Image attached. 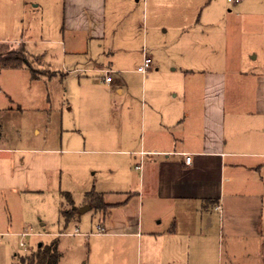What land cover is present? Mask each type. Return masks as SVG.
<instances>
[{"label":"crops","instance_id":"obj_1","mask_svg":"<svg viewBox=\"0 0 264 264\" xmlns=\"http://www.w3.org/2000/svg\"><path fill=\"white\" fill-rule=\"evenodd\" d=\"M60 1L63 30L84 40L86 47L99 44L109 53L113 43L126 46L130 40L136 8L132 0H17L13 16L5 12L7 18H0V44H23L30 57L41 58L56 73L49 79L30 74L33 82L68 75L53 70L44 60L47 52L35 48L37 44L61 46L66 55L64 36L51 34L49 26L40 34L30 25L23 26L28 8L35 14H49ZM142 1L144 13L147 6L154 11L166 8L182 24V34L192 28L201 39L180 53V75L155 88L148 98L145 80L138 100H129L117 111L114 131L96 112L98 106L86 112V122L79 128L96 135L89 136L90 145L115 147L111 152L127 158L137 178L131 191L96 192L105 205L93 211L99 216L96 233L66 231L85 212L79 213V208H90L84 198L80 205L74 204L79 219L67 227L62 223L63 231L56 234L58 249L65 236L140 240L144 227L157 245L150 249L152 260L264 264V0L237 4L199 0L193 6L189 0ZM189 5L198 10L197 19L190 21ZM108 37L111 43L106 48L102 44ZM30 45L37 51L29 50ZM144 56L154 68L152 58ZM73 71L69 73H77L79 86L87 81L80 76L86 69ZM101 81L108 88L115 86L113 78L111 84L103 76ZM81 98L92 102L88 96ZM186 156L190 164H185ZM61 168L58 150L0 146V193L20 203L26 196L45 193L49 186L63 198ZM215 206L221 207V213ZM163 221L164 227L158 229Z\"/></svg>","mask_w":264,"mask_h":264},{"label":"rangeland","instance_id":"obj_2","mask_svg":"<svg viewBox=\"0 0 264 264\" xmlns=\"http://www.w3.org/2000/svg\"><path fill=\"white\" fill-rule=\"evenodd\" d=\"M16 1L0 0L1 19L7 18L3 15L5 12L13 16ZM189 1L192 6L199 2ZM132 2L136 8L133 10L135 22L130 40L126 46L113 43L109 53L105 48H99V44L86 47L84 40L63 30L61 1L57 10L49 14H35L28 8L23 18L24 27L30 25L40 34L49 26L51 34L64 36L66 55L61 46L37 44L35 48L47 52L44 60L53 70L68 75L62 80L57 77L46 83L33 82L30 74L34 78L49 79L56 73L45 67L41 58L32 57L27 58L26 69L0 71V146L58 150L62 156L60 191L69 192L76 206L90 191L113 195L131 191L137 178L128 159L111 152L117 150L115 147L90 145L89 136L95 138L96 135L79 128L86 122V112L97 110L98 106L96 112H100L103 121L107 122V129L114 131L117 111L129 100H138L145 80L148 98L154 94L155 88L180 75V53L201 39L192 28L189 33L182 34L179 30L182 24L166 8L154 11L147 6L144 13L142 0ZM192 6L189 5L188 9L190 21L194 16L197 19L198 15V10H193ZM110 43L108 37L102 45L107 48ZM17 47L12 45L14 49ZM35 48L30 45L29 50L37 51ZM144 54L152 58L154 68L141 75L136 69L142 64ZM81 69L88 71L80 75L87 81L79 86L77 73L69 71ZM103 71L112 72L114 87L108 88L101 81ZM94 82L98 84L93 85ZM82 96H88L93 103ZM63 201L58 191H51L49 186L45 193L26 196L20 203L0 193V264H16L17 257L35 251L37 245L57 240L56 234L63 231L59 212ZM64 204L63 210L69 211L70 206ZM82 210L85 212L79 222L66 228L68 233H96L99 220L98 214L94 213L96 210ZM163 227L164 221L158 229ZM147 231L142 228L140 240L95 235L62 237L60 264H165L164 260H152L150 249L157 245L151 243ZM213 231L216 232L217 228ZM37 233L42 235L37 236Z\"/></svg>","mask_w":264,"mask_h":264},{"label":"trees","instance_id":"obj_3","mask_svg":"<svg viewBox=\"0 0 264 264\" xmlns=\"http://www.w3.org/2000/svg\"><path fill=\"white\" fill-rule=\"evenodd\" d=\"M30 57L23 44L12 48L10 44H0V71L4 69L18 70L27 68V58ZM65 202L70 206L69 211L60 212L64 227L79 219L78 210L74 208L72 197L69 193H62ZM84 203L96 211L105 209L101 195L94 191L87 192ZM61 253L58 249V241L53 240L48 244H40L35 251L28 255L17 257L16 264H60Z\"/></svg>","mask_w":264,"mask_h":264},{"label":"built area","instance_id":"obj_4","mask_svg":"<svg viewBox=\"0 0 264 264\" xmlns=\"http://www.w3.org/2000/svg\"><path fill=\"white\" fill-rule=\"evenodd\" d=\"M229 3L237 4L241 0H227ZM152 68V63L149 57L144 56L142 64L137 68V72L140 73L141 75H146L149 71H151ZM73 72H78V70H74ZM81 72H85V70H82ZM104 76H103V81L106 84H111L112 82V72L111 71H103ZM191 158L190 156L185 157V164H190ZM214 210L218 213H221V207L220 206H215ZM97 229L101 231V226L98 225Z\"/></svg>","mask_w":264,"mask_h":264},{"label":"water","instance_id":"obj_5","mask_svg":"<svg viewBox=\"0 0 264 264\" xmlns=\"http://www.w3.org/2000/svg\"><path fill=\"white\" fill-rule=\"evenodd\" d=\"M83 208L89 209L87 206H85V207H83ZM83 208H82V209H83ZM82 209L79 210V213H82V212H83ZM39 245H40V244H39Z\"/></svg>","mask_w":264,"mask_h":264}]
</instances>
